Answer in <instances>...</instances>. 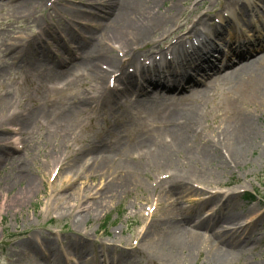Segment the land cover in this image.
I'll return each mask as SVG.
<instances>
[{
  "label": "bare ground",
  "instance_id": "1",
  "mask_svg": "<svg viewBox=\"0 0 264 264\" xmlns=\"http://www.w3.org/2000/svg\"><path fill=\"white\" fill-rule=\"evenodd\" d=\"M29 1L0 0V27L4 28V31H0V36L8 34V37L0 44L4 53L0 58L2 64L0 81L2 80V74L7 72L8 65L17 64L20 67L21 65L30 64L27 61L29 54L22 55L19 48V42L23 39L18 38L19 40L15 42L16 39L13 38V33L10 30L14 17L18 19L21 14L30 16L27 10V2ZM83 1L85 4H82L86 7L95 3V0ZM179 1L105 0L102 3L101 12L90 16L89 21L92 26L74 34L70 30L67 32L69 39L76 44L75 56L70 58L69 61L57 59L56 68L44 72L42 76L44 79H51V81L60 79L66 82V85L63 86L53 83L52 88L59 91L70 90L76 83L92 82L98 87H103L109 91L102 99L100 108L114 105L116 103L115 98L119 99L122 96L117 95L115 90L111 91L107 88L111 81H108L110 74L117 75L114 77L113 87L115 83L135 87L132 82L136 77L133 72L129 71V67L138 63L141 50L151 44L156 35H160L165 31L168 25L174 21L173 16L182 13V10L177 6ZM166 2L168 6L164 9L162 7ZM163 9L164 13H161ZM82 13L81 11L79 15L82 16ZM56 31L60 32L57 29ZM49 33V36L57 40V36L54 37V31ZM43 37L48 41L46 36ZM43 37L40 36L36 39V42L39 43L38 50L34 53L36 59L41 56V59H46V55L51 53L48 48L40 45L46 42L41 40ZM27 42L29 43V40ZM149 53L151 55L156 54L153 51ZM236 65L234 71L223 75V77L227 76V87L233 88L235 92L236 89L247 92H244L240 98H236L232 92L227 90L229 99L233 103L239 102L245 97L250 100H264V53L259 58L244 63L236 62ZM41 66H44V64H41ZM150 70H154V68L152 67ZM217 71L215 73L212 71V79H216L220 75L216 74ZM106 79L107 83H105ZM158 82L156 79H150L141 87H151V85L162 87ZM198 83L201 84L199 81ZM122 85L117 87H122ZM89 87L94 86L90 85ZM80 89L82 90L80 104L85 102L88 105L99 99L97 94H92L85 87H80ZM34 91L42 93L43 96L40 104L34 110L16 118L13 126L15 129L12 130L17 135L14 139L16 148L21 146L18 137L30 132L29 126H34L35 120L38 119L37 123L40 127L46 129L47 133L60 136L67 125L66 132L69 130L74 117L79 112L78 103L72 97L67 99V109L56 113L51 108L57 102L65 103L67 97L52 91H48V95L44 96L46 91H42L41 87H35ZM195 93L205 94L204 90H197V87L191 85L185 93H174L164 100H150L142 103L139 106L140 111L135 109L137 105H134L137 99H134L130 106L118 107L111 112L114 124L107 132L106 137L97 138L85 150H79L75 153L72 151L73 155L63 151L56 154L59 157H56L52 163L53 171L50 172V176L54 173L59 175L62 171H67L68 180L71 179L70 174L73 177L87 178L89 183L97 176L102 180L99 189L94 193V197L98 195L103 197L104 200L99 198L96 201V197L93 198L92 196V191H89L85 198H93V203L89 209H85V206H88L91 200H86L87 202L83 205H79L77 208L80 210L79 212H85L84 217L79 218L80 222L86 223L89 215L102 212L108 203L120 201V198L125 197L127 192L130 195L134 194L140 187L141 178H138L139 175L145 173L147 169L158 168L161 165L175 169L176 166L180 165L182 171L188 174H196L198 171L204 172L208 169L212 174L214 171L210 168L214 167L216 168L214 169L216 175L219 177V175L226 173V170H229L228 168L232 167L230 165L243 163L246 154L251 150L259 149L260 155H264V145L258 143L259 132L256 120L249 113L236 111L231 114L228 120L223 121L216 141H211L210 146L201 140L197 143V136L193 133L196 131L197 125L201 123L198 117L197 105H192L190 100V95ZM66 132L63 134L64 137H66ZM0 134L7 135L0 136V146H2L0 155L8 158L11 154L8 151L7 144L12 142L13 136L5 134L3 131H0ZM59 150V147L55 149V151ZM3 162L10 161L0 157V163ZM25 171L26 166L23 164L21 172L25 173ZM177 173H180V171H177ZM173 180L185 182L182 176L181 179L179 177L175 178V174ZM6 181L5 191L13 189L15 181L24 182L21 186L24 193L34 192L37 188L31 177L11 175ZM173 189L174 191L167 190L163 194L172 196L179 193L176 190L177 188ZM186 190L188 188H184L182 192H186ZM26 196L29 198L30 194ZM221 196L217 193L215 200L221 201ZM64 199V197H61V200ZM231 199L232 197L224 199L220 208H223L221 211L224 213L213 217L194 220V215L189 208L183 209L179 217L173 214L163 215L164 219L155 223L156 229L153 233L156 234V238L153 237L152 233L149 241L150 249L167 264H189L196 255L203 252L210 256L213 264H231L229 261L234 256H242L250 248L255 250L256 244L264 239V233L259 234L258 238L253 235V228H251L245 234L250 222L244 223L242 226L236 223L238 219L247 220L250 211L247 212L246 216H243L244 214L241 212H225V208L229 207L228 201ZM79 203L80 199H78ZM78 215L80 214L78 213ZM153 216L155 217V214ZM263 217L264 215L261 216V219ZM75 227L73 226L74 231L70 233V236L76 239L70 245L73 249H77L76 255L81 258L87 249L85 243L87 235L79 234ZM242 235L244 236L241 238ZM93 243L94 241H90V250L93 248ZM47 245L51 247L49 243ZM129 245L132 247L131 251L138 249V242ZM23 246L26 247L24 252L28 251L41 264H67L53 249L48 248L51 252L46 251L44 259L40 260L38 250L42 249L34 242H26ZM99 247L100 252H104L105 249L109 248L117 249L115 245H100ZM128 253L126 249L121 250L117 257L111 259L108 264L125 263L124 260ZM257 255L264 258V249H261ZM92 258L95 259V257ZM246 260L247 258L243 264Z\"/></svg>",
  "mask_w": 264,
  "mask_h": 264
},
{
  "label": "rangeland",
  "instance_id": "2",
  "mask_svg": "<svg viewBox=\"0 0 264 264\" xmlns=\"http://www.w3.org/2000/svg\"><path fill=\"white\" fill-rule=\"evenodd\" d=\"M59 2L60 4L54 7L55 11H61L69 7L63 0H59ZM194 2L195 0H183L180 3L182 13L178 17L173 16L177 19L174 24L166 28V31L170 27L175 28L184 23L188 17V11L192 16L190 9L194 6ZM27 3V10H33L34 18L37 21L28 19V25L24 33L26 36H33L37 32L39 22L46 19L48 15L44 5L45 0L41 3L38 0H30ZM208 5H210V2L206 3L204 7ZM167 6L168 3L166 2L162 8L165 9ZM164 9L161 13H164ZM14 19L16 18L14 17ZM17 21L18 19L11 25L12 33L19 32L17 26H15ZM3 29L0 27V31ZM166 36H168L167 32L163 36L157 35L155 39L161 40ZM7 37L8 34L1 35L0 44ZM170 37L171 35L168 36V39ZM2 50L3 48L0 47V58L2 54L4 55ZM37 68L38 65L36 64L25 67L12 64L8 65L7 72L2 74V80L0 81V131L5 132V134L14 135L15 133L11 132V127L15 125L16 118L34 110L37 104L41 102L43 94L33 90L36 87L33 82L34 77L29 75H32ZM81 84L83 83H76L75 86ZM47 85L51 87L53 84L48 81ZM199 89L197 88V90ZM202 90L205 94L190 95L191 104L197 105L198 117L201 123L197 125L196 129L199 133H196V131L193 133L197 136V143L201 140L210 146L211 141H216L223 121L228 120L231 114L237 111L249 113L255 118L259 132L258 143L264 145V100H250L245 97L239 102L233 103L227 95V90L232 92L236 98H240L247 91L236 89L235 92L233 88L227 87L226 80L222 79L208 83ZM45 91L44 96H47L48 91ZM81 92L79 87H74L71 90L67 89L63 92H55L63 96L67 95V98L65 103L57 102L51 110L56 113L66 110L68 97H74L75 99ZM179 93L184 92L180 91ZM196 96L202 98L196 101ZM162 105L165 106L164 103ZM78 113L75 117L73 116L74 120L69 130L66 132L67 125L60 136L47 133L46 129H43L37 123L38 119L35 120L34 126H29L30 132L20 136L22 148L17 150L12 144H7L11 156L9 155L7 158V156L0 155V157L10 161L0 163V264H41L28 251L11 256V254L17 253L20 248L26 250V247H23L22 244L28 241L34 242L42 249H37L40 260L44 259L46 251L51 252L50 249H53L56 254L63 258V261L65 260L69 264H73V262L76 264H108L111 259L117 257L121 250L126 249L129 253L123 264H167L149 246L151 234L156 229L155 223L163 220V215L173 214L179 217L184 208H189L194 215V220L198 216L202 218L203 214L205 216L210 213V205H215L214 199L205 203L200 201L198 193L202 194L203 192L197 189L220 188L226 191L225 198L230 194L229 197L232 196V199L228 201L229 207L225 208V212H241L244 214L243 216H246L247 212L250 211L247 220L238 219L236 224L240 226L245 222H249L256 212L264 210V204L261 201L257 200L251 203L234 194L238 190L248 192L258 190L259 193H264V155H260L259 149H254L246 154L243 163L230 165L232 167L228 168L229 170H226V173L219 175V177H217L216 170H214L216 168L214 167L210 169L215 174H211L209 169L204 172L198 171L196 174H188L182 171L180 165L176 166L175 169L165 165L147 169L145 173L143 172L144 174L139 175L138 178H141L140 187L134 194L130 195L127 192L125 197L120 198V201L108 203L102 212L89 215L86 223L80 222L79 218L82 219L85 212H79L80 210L77 209L79 205L91 200L88 206H85V209H89L93 203V198L96 197V201L99 198L104 200L103 197L98 195L94 197V193L100 187L102 180L97 176L89 183L87 178L73 177L72 174H70L71 179L68 180L67 171H62L54 177H49V172L53 168L52 163L56 157H59L56 155L58 152L63 151L73 155L72 151L84 150L85 143H89L90 140L98 137L92 138L105 128L106 123L110 124L109 122L113 121V117L110 114L111 111H100L98 107L91 108L86 114ZM65 132L66 137L63 136ZM0 136L7 135L0 134ZM58 147L60 150L55 151ZM23 164L26 166L25 173L21 172ZM177 171H180V173H177ZM72 173L74 174V172ZM174 174L175 178L179 177L181 179L182 176L185 182L174 181ZM11 175L31 177L37 188L34 192L24 193L21 190L24 182L15 181L14 188L5 191L6 179ZM190 184L193 185V188L190 187ZM173 188H177L176 190L179 193L172 196L163 194L167 190L174 191ZM184 188H188V190L182 192ZM89 191H92V199L85 198ZM17 192L18 194H16ZM27 194H30L29 198L26 196ZM61 197L65 199L61 200ZM78 199H80L79 204ZM180 207L181 209H179ZM222 209L214 215L224 213L221 211ZM78 213L80 215L77 216ZM153 214H155V217H151ZM73 226H76L75 229L79 234L87 235L85 239L87 249L81 258L76 255L77 249H73L70 245L76 239L70 236V233L74 231ZM251 228H253V235L259 238V234L264 233V217L255 221L249 230ZM153 237L156 238V234L153 233ZM91 240L94 241L92 250L89 249ZM135 242H138V249L131 251L132 247L129 244ZM100 245H115L117 249L109 248L105 249L104 252H100ZM254 249H248L242 256H234L229 262L231 264H243L247 258L245 264H264V258L257 255L261 249H264V239L256 244ZM92 257H95V259ZM189 264L213 263L210 256L203 252L196 255Z\"/></svg>",
  "mask_w": 264,
  "mask_h": 264
}]
</instances>
